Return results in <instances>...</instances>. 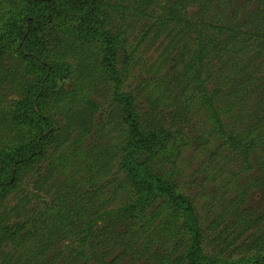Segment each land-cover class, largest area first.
Returning a JSON list of instances; mask_svg holds the SVG:
<instances>
[{"label": "trees", "instance_id": "trees-1", "mask_svg": "<svg viewBox=\"0 0 264 264\" xmlns=\"http://www.w3.org/2000/svg\"><path fill=\"white\" fill-rule=\"evenodd\" d=\"M224 1L0 0V67L4 55L14 50L34 75L22 98L9 107L0 103V207L20 183L21 172L44 161L55 141L69 142L78 128L82 135L89 131L94 103L88 104L78 87L94 86L100 78L112 80L126 134V143L117 148L84 144L80 134L68 154L62 151L61 160L70 154L79 158L78 179L72 175L65 185L73 193L72 205L66 207L68 201L60 190L49 209L39 210L40 217L28 216L20 224L25 229L22 237L0 224V246L23 239L18 243L25 250L16 260L7 255L3 264H76L79 257L89 256L90 249L95 255L97 246L110 250L119 245L123 253L100 264H117L129 252L154 264H264V232L248 245L243 240L241 252L247 254L240 258L204 252L205 233L194 202L174 174L168 178L153 168L157 163L165 167L172 163L176 168L173 156L194 136L182 132L177 137L170 127H143L135 98L121 89L120 47H131L133 53L152 31L175 28L174 40L164 51L171 50L169 54H175L183 67L176 69V82L171 85L178 95L197 98L212 126L210 137L195 135L198 146L211 147L218 135L224 142L218 146L222 154L227 145L238 154L245 171L258 165L264 171V0H246L241 5L232 0L231 10L224 9ZM137 29L142 30L140 41L130 46L128 38ZM69 52L77 63L67 57ZM75 71L76 88L66 89L65 82ZM178 95L170 106L181 104L188 112L191 103ZM52 97L60 101L58 110L50 107ZM55 114L67 119V128L58 129ZM251 186L258 188L264 203V176L252 174ZM244 195L241 190L223 209L221 216L231 217V222L214 239L225 233L243 235L264 221V208L256 219H248L245 212L251 208L243 206ZM2 220L8 224L5 217ZM99 220L108 224L94 232ZM229 227L234 229L228 232ZM65 238L70 244H64ZM232 242L226 241V246Z\"/></svg>", "mask_w": 264, "mask_h": 264}, {"label": "rangeland", "instance_id": "rangeland-1", "mask_svg": "<svg viewBox=\"0 0 264 264\" xmlns=\"http://www.w3.org/2000/svg\"><path fill=\"white\" fill-rule=\"evenodd\" d=\"M244 1L246 0H235L238 3L237 5H241ZM223 5L224 9L231 10L234 8L232 0H225ZM57 29L59 32L60 28L57 27ZM141 31V29H137L129 36L128 44L130 46L138 44ZM173 32H175V28L174 31L173 28L162 32L152 31L149 38L143 39L144 42L139 44L137 51L135 50L133 53L129 52L131 47L126 48L127 50L120 47L118 68L122 76L121 89L135 98L141 113L143 127H154V129L170 127L177 137H181L182 132L186 137L188 135L194 136V140L190 141L188 146L183 144L181 151L173 156L177 161L176 168L172 163H170L171 165L167 164V167L160 163L153 164V168L168 178L174 174L182 190L194 202L201 221V228L205 233L204 252L213 256H220L222 253L223 257H228L232 254V258H240L242 255L247 254L246 252H241V249H245L243 247L245 244L241 245V243L243 240H247L248 245L252 238L262 234L264 232V221L254 225L240 236L238 232L234 235L225 233L224 237H226L227 243L233 241L229 248L226 246L223 235H220L217 239L214 238L221 234V231L230 224L231 217L228 219L225 216H221V213L225 207L230 205L229 203L236 195L241 194V190L245 192V201H243L245 204L243 206L251 208L245 212L248 219H256L257 215L263 211L262 194H260L258 188L250 187V180L252 174L264 176V171L261 165L255 166L253 170L245 171L238 154L233 149L228 148L229 146L227 145L222 147L223 151L226 149L225 155L222 154L218 146L220 144L224 145V142L218 135H215L216 139L213 137V145L211 147L200 148L198 146L200 141H195V135L198 134L200 137L209 135L210 137L212 126L208 121L207 112L202 108L200 101L197 98L188 97L187 99L184 95H178L179 90L171 85V83L176 82V71L178 69L182 70L183 67V63H178V60L174 58L175 54H169L172 52L171 50L164 51L169 42L171 43L174 40ZM14 52V50H11L4 55L5 61L0 67V92L4 95L3 100H1L0 95V103L6 107H9L13 101L22 98L30 87V82L34 81V75L30 68L24 61L15 56ZM168 55L170 59L165 60ZM67 57L72 62L77 63L78 58H72L73 53L69 52ZM76 71L72 78L66 80L64 85L66 89L76 88L75 84L78 76ZM78 89L80 94H83L81 95L82 98L86 99L88 104L90 102L94 103L93 109H90V112H93V117L89 124V131L82 135V129L78 128L77 131H74L69 142L61 141L63 138L55 141L49 147L44 161L36 163L21 172L20 183L11 191L3 203L4 205L0 207V224L4 223L3 225L12 227L14 229L13 232L19 234L20 237L25 232V229H20V224L28 216L40 217L39 210L45 211L47 208L49 209L52 206V202L59 195L60 190L62 199L68 201L66 207L67 205H72L73 193L65 185L70 182L72 175H75L74 179H78L76 174L79 168V158L70 154V157H66V160H61L60 155L62 151H67V154L71 151L73 142L77 141L80 134L82 136L80 139H83L84 144L97 142L104 147L111 148L115 146L117 148L123 147L124 143H126L125 127L122 125V113L114 102V82L110 79L104 80L100 78L94 86H80ZM174 95H178L181 101L191 103V108H189L188 112L183 109L181 104L170 106V101ZM67 98L71 97L66 96ZM59 102L56 97H52L50 101L51 109L58 110L60 107ZM80 106L86 109V104L81 103ZM184 115L187 117V122L183 124ZM55 118L59 126L58 129L67 128V119L58 114H55ZM173 122L176 124L172 126L171 123ZM49 164L52 166L49 167ZM114 170H118V168L116 167ZM177 170L178 172H176ZM83 171L82 173H84ZM43 179H46L43 184L37 182ZM221 185H229L230 187H222ZM109 188H112V185H109ZM243 206L240 207L242 208ZM64 211L69 214L66 208H64ZM1 216L7 219L8 224L5 223V220L1 222ZM107 224V221H97L94 225L96 228L94 232H100ZM27 227L31 229V222ZM85 228L89 229L86 226ZM233 229L234 227H229L227 231L231 232ZM7 233H10L9 230ZM140 234L142 236V233ZM234 237H238L237 240ZM65 239L64 244H70V239ZM18 240L21 241L23 239ZM18 240L11 239L0 246V264H3V259L7 255L13 256L14 260H16V256L20 251L25 252L23 250L24 244L22 242L19 244ZM25 246L29 245L25 244ZM96 248L97 250H94L95 255L91 254L93 249H90L87 252L89 256L87 258L79 257L76 264H100L102 260L108 262L123 253V251L120 252L121 245L116 249L113 246L110 250H103L101 246ZM226 250V254L223 253ZM132 255L133 253H127L122 258L119 257L117 259L118 263H116L154 264L149 260L146 261L145 256L135 258ZM59 257L58 261L63 262V254Z\"/></svg>", "mask_w": 264, "mask_h": 264}]
</instances>
